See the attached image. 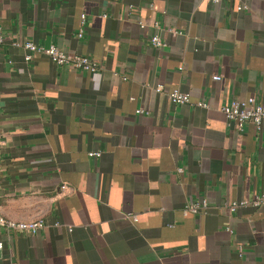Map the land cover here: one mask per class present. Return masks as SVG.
Here are the masks:
<instances>
[{
    "label": "crops",
    "instance_id": "obj_1",
    "mask_svg": "<svg viewBox=\"0 0 264 264\" xmlns=\"http://www.w3.org/2000/svg\"><path fill=\"white\" fill-rule=\"evenodd\" d=\"M0 29V214L44 223L0 264H264V201L228 210L264 193V126L220 111L264 102V0H0Z\"/></svg>",
    "mask_w": 264,
    "mask_h": 264
},
{
    "label": "built area",
    "instance_id": "obj_2",
    "mask_svg": "<svg viewBox=\"0 0 264 264\" xmlns=\"http://www.w3.org/2000/svg\"><path fill=\"white\" fill-rule=\"evenodd\" d=\"M212 2H217L218 0H210ZM235 2L236 0H229ZM245 5L237 4L236 9H243ZM84 15H82V18ZM143 26V24H141ZM82 33L79 32L78 36H81ZM264 43V34L262 35ZM3 43V34L0 29V45ZM151 43L155 46L162 45V41L159 39L157 34H154L151 37ZM14 45L22 46L27 50L25 55V60L29 61L32 57V52H43L51 58L53 62L60 65H69L74 69H79L83 71H95L98 67L97 62L91 59L87 55L81 54H71L63 51L62 49L50 45L48 47L38 46L30 41L25 42H14ZM219 76H213V79L218 80ZM157 91H165L167 97L173 103H187L190 98L187 93L180 91L178 88H170L165 90L162 85L156 86ZM196 105L202 107H208L205 102H197ZM140 111V110H139ZM220 111L224 115L227 123L235 124L238 130H243L244 125L247 122H251L255 127L260 130L264 126V102L258 101L254 96H248L243 99H231L228 102L224 103L220 107ZM100 152H90V156H98ZM67 188L66 184L61 185V189L64 190ZM264 201V193L254 196L251 200H236L232 201L228 205L229 211H234L239 207L246 206L251 204L253 206H258ZM207 201L204 199L196 201H188L184 208L183 214H199L204 213L207 209ZM128 217H131L133 221L137 219V216L134 214H127ZM44 227L42 220H31V221H18L12 220L0 214V228H5L11 231L24 232L27 234H36L39 230ZM2 244L0 242V248Z\"/></svg>",
    "mask_w": 264,
    "mask_h": 264
}]
</instances>
